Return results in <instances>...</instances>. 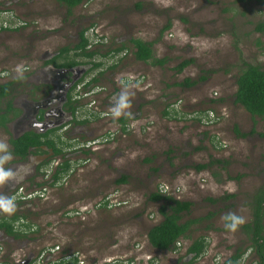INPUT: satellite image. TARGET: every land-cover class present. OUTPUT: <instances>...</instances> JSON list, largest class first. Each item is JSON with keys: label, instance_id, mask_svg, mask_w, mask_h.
I'll use <instances>...</instances> for the list:
<instances>
[{"label": "rangeland", "instance_id": "374dc122", "mask_svg": "<svg viewBox=\"0 0 264 264\" xmlns=\"http://www.w3.org/2000/svg\"><path fill=\"white\" fill-rule=\"evenodd\" d=\"M65 11L55 0H0V13H8L0 14V82L18 79L15 98L31 87L27 76L42 67L40 55L73 46L79 29L87 28L86 36L102 42L90 60L103 62L75 89L81 99L77 119L87 122L48 136H61L65 151L89 153H73L71 169L56 184L36 188L39 195L21 206L0 197V218L24 214L15 227L36 231L19 240L0 235V263L18 264L42 251L57 261L67 249L64 261L71 256L82 264H104L109 258L119 264H218L242 247V264H253L255 255L247 250L239 225L249 220L241 207L246 196L264 185V118L252 119L234 103V92L243 61L264 69V31L256 29L264 23V0H87L70 16ZM131 38L153 41L154 55L167 61L154 66L136 61ZM121 44L125 50L105 55ZM73 52L69 58L87 60ZM186 59L191 62L176 71ZM113 62L115 68L108 69ZM101 69L98 81L85 89ZM185 78L195 83L178 85ZM121 116L128 123L134 117L142 120L128 124L123 134L117 122ZM108 130L116 132L113 140L85 147ZM10 134L0 127V196L2 178L18 163L9 153ZM217 159L221 162L196 169ZM57 161L51 159L41 170L50 175ZM121 176L126 182L116 183ZM30 182L24 178L13 188L34 193ZM157 191L192 202L181 220L199 218L191 238L207 239L205 251L193 262L185 256L191 240L182 239L174 251L148 243L147 230L162 219V210L168 211L163 201L151 200ZM226 215H238L239 221L227 227Z\"/></svg>", "mask_w": 264, "mask_h": 264}, {"label": "trees", "instance_id": "16d2710c", "mask_svg": "<svg viewBox=\"0 0 264 264\" xmlns=\"http://www.w3.org/2000/svg\"><path fill=\"white\" fill-rule=\"evenodd\" d=\"M60 5L65 7L66 15H71L73 8L83 4L87 0H55ZM169 25L165 26L164 29H167ZM87 29V28H86ZM85 28L79 31L78 42L73 46H63L58 49V58H62V61L58 64L60 66H71L76 64H89L90 69L89 72L102 67L103 62H93L90 59L94 58V55L97 54L98 49L92 48L88 49V37L85 34ZM256 29L258 31H264V23L259 22L257 24ZM3 31V30H2ZM131 42V50L132 55L136 61L143 62L146 64L154 65H163L167 58L156 57L153 52V41H145L139 38H131L129 40ZM126 49L125 44H121L118 47L111 48L107 51L105 55L110 53H119L122 50ZM70 51H74V56H81L86 58L85 61H77L73 58H69L67 55ZM57 58V57H56ZM54 58L53 60H55ZM52 60V61H53ZM191 60H183L181 61L177 67L176 71L181 72L184 67H186ZM116 65L108 66V69L115 68ZM104 71L101 69L96 75H94L89 82L85 84L84 88H87L90 83H95L98 81L99 76L103 74ZM22 78H20L21 80ZM18 79L9 80L7 82H0V127L7 129V123L14 118L19 110L14 106L13 100L11 98V94L15 91V82ZM82 80V79H81ZM195 82L190 80L189 78H185L184 81L178 83L181 86H192ZM236 90L234 92V103L240 105L246 112L249 113L252 119L255 118H264V69L256 64H250L245 61L242 62V67L240 68L236 79ZM76 105L72 106L69 104V108L72 111V115L74 117V121L76 124L86 123L87 120H78L75 117V111L77 107L81 106V101L76 100ZM164 115H168V110L166 109ZM126 116H121L118 118V122L121 125V129L124 131L125 127H123L127 122ZM235 132L239 133V130L235 128ZM51 133V132H50ZM241 135V134H240ZM264 137V132L260 134ZM10 149L9 153L16 158L23 159L29 153H33L36 155H41L48 153L51 151V157L48 161L42 162V164L46 163V166L49 165L50 160L54 157L60 156L61 163L57 165L55 169L52 170L50 177L48 179H42L37 182V186L46 187L48 185H54L58 182L61 176L68 172L71 169V153L66 152L63 146H60L55 142L54 139L48 137V133L45 135H38L32 131L21 134L17 138L10 137L9 139ZM84 151L85 153H89V150H85L79 148V150H73V153ZM220 163V160H213L208 164H199L196 166L197 170L205 169L211 166L214 163ZM45 166V167H46ZM45 171V170H44ZM42 175L47 176L46 172H42ZM126 182V177L121 176L116 180V183L121 184ZM230 196V195H229ZM225 196V197H229ZM153 201H163L168 211L164 212L162 210V219L156 224L152 225L146 233L148 243L152 248H155L160 251L167 250H176L177 242L182 239L191 240L188 244L185 256L190 258V262H193L197 259L206 249L207 239L205 236H197L191 238L190 232L192 231L191 227L194 223L199 221L200 219H188L186 221H182V217L187 214L192 206V202L188 200H182L179 198H175L169 195H164L161 192H153L150 196ZM227 199V198H226ZM212 201H215L212 199ZM9 202V201H8ZM11 202V201H10ZM20 202V206L22 205ZM22 217L26 218L24 214H17L14 212L9 217L0 218V230L4 231L5 234L13 240L25 239L28 237V234L36 233L35 230H32L30 233H27L26 230H23L21 227H15L14 223ZM264 188L261 189L257 196L256 205L253 211L252 221L248 223H244L240 226L241 231L246 235L247 239L250 241V244L247 248H251L254 255L255 261L253 264H264ZM23 218V219H24ZM26 220V219H25ZM239 220L238 216L226 215L225 216V224L227 227H233L235 223ZM24 226H33V224L22 223ZM58 247V246H57ZM246 252V248L237 247L227 258H225L221 263L218 264H242V258ZM62 254H65L61 257V259L57 261H51L48 254L44 258V262L41 264H78V258L70 256V259H65L64 256L70 255L67 249L62 250ZM38 257V256H37ZM32 258L28 264H32L36 261V258ZM10 263L9 260H5L3 264ZM1 264V263H0ZM110 264H119L110 263Z\"/></svg>", "mask_w": 264, "mask_h": 264}, {"label": "flooded vegetation", "instance_id": "af4514ba", "mask_svg": "<svg viewBox=\"0 0 264 264\" xmlns=\"http://www.w3.org/2000/svg\"><path fill=\"white\" fill-rule=\"evenodd\" d=\"M80 30L81 29L75 31V36L77 37L79 36ZM58 52H59L58 50H45L40 55L42 64H43L42 67L37 68V70L30 72V74H28L29 76L26 75L27 77L31 79L30 81L28 80L29 81L28 84H30L31 87H26L27 88L26 92L25 93L21 92L20 95L22 96H18L16 98H15V95L18 90L15 88V91L12 92L11 98L13 100V104L19 110L18 114L14 118H12L9 121V123H7V129L10 130L11 132L10 135L12 138H17L21 134H24L30 131L38 135L40 134L45 135L48 133V136H49L52 132H55L60 129L67 131L66 129L68 127H71L73 124L74 125L76 124L75 122H73L74 117L72 115V111L69 108V104H72V106H74L76 105L75 104V102H77L76 100L81 101V99L77 97V94H75V89L78 87V84L84 79L86 74L89 72L88 68H90V65L89 64H76V65H71V66H60L58 65L59 63L57 62V60L59 59ZM54 58L56 59L53 60ZM116 64H117L116 62L112 63V65H116ZM6 80H4V82L9 81V80L7 81ZM20 81H22V79ZM25 84L27 86V83ZM89 86L92 87L93 84L90 83ZM78 108L79 107H77V110L74 112L75 113L74 115L76 118H77ZM134 120L137 122L138 120H142V118L134 117ZM144 123L147 124V121L145 120ZM120 128H121V125H120ZM108 133L113 135L108 141L113 140L115 137L114 134L116 132L108 130L104 135H107ZM52 139H54L57 144L65 148L64 142L62 141L61 136H57V138L54 137ZM94 145L91 146V149H93ZM9 146H10V143H9ZM68 153H71L70 158H72V150H70ZM46 154H49V157L42 158V156ZM35 156H38L40 158L34 159ZM51 156H52L51 151H48V153L41 154V155L29 153L23 159H20V158L18 159L15 156H13L14 158L18 159L17 160L18 163L10 166L9 167L10 169L7 170L5 174V179L2 178L3 187L1 189V196H0L1 200H4L3 202H5L6 200L7 203L18 204L20 202L24 203V201L28 199L29 200L32 199V197L28 199H23L21 196L20 199L15 200L17 198L13 197L18 192V189L22 186H19L17 188L16 187L13 188V187L17 183L22 181L24 178H28V182L33 181L32 183L30 182L31 183L30 189H33L31 192H36L39 195V190H42V188L46 189V187L37 186L36 184L37 182L34 180V178H37L38 175L41 178H44V175H42V172L44 171L41 169L46 166V163L42 164V162L48 161ZM54 158H57L58 161L55 163V166L53 167V169H55L57 165L61 163L62 161L60 156H57ZM24 160L30 162V164L28 166L27 165L25 166L24 164L23 166H21L22 161ZM30 165H32V168L30 167ZM31 174L32 175L36 174V175L32 176ZM49 176L50 175H48V177ZM262 176L264 177V169L262 171ZM36 188H38L39 190H36ZM262 188H264V185H259L254 189V191L249 192V194L246 196L247 202H243V204L241 205V207L246 211L245 215L243 214V216H249V220L246 223L252 221L253 211L256 205L257 196ZM25 191L26 190H24V193ZM237 195L238 194L235 193V198ZM234 216H238V215H234ZM239 216H242V215L239 213ZM263 222H264V217H263ZM242 224L244 223H241L239 225L240 231H241L240 226ZM0 235L11 238L7 236L5 232L2 230H0ZM242 235L247 241V246H248L250 244V241L247 239L244 233H242ZM248 249L252 251L251 248H247V250ZM28 258L30 260L32 259L31 256ZM24 262H21L19 264H24ZM241 263H243V258H242ZM8 264H12V263L10 262Z\"/></svg>", "mask_w": 264, "mask_h": 264}, {"label": "built area", "instance_id": "2783aa9c", "mask_svg": "<svg viewBox=\"0 0 264 264\" xmlns=\"http://www.w3.org/2000/svg\"><path fill=\"white\" fill-rule=\"evenodd\" d=\"M6 13V14H5ZM1 15H4L5 17H7V12H2V13H0ZM90 29V28H89ZM95 32V31H94ZM88 37V36H87ZM98 41L99 40H97V39H92V38H89L88 37V45H87V48L88 49H92V48H94V46H96V45H98V44H100V43H102V42H100V43H98ZM97 43V44H96ZM1 75H3L2 73H1ZM137 78V79H136ZM134 79H136L137 81H136V83L138 84V83H140L141 82V79H140V77H138V75L134 78ZM133 79V80H134ZM91 91H93V90H91ZM87 92H89V93H91L90 91H87ZM78 97V96H77ZM113 135L112 134H107V135H103V136H100V137H97L96 139H94V140H89L88 142H87V144H85V147H88L89 145H94V144H99V143H104V142H107L111 137H112ZM38 195V193H36V192H34V193H24V192H21V193H16L13 197L14 198H17V199H20V197L22 196V198L23 199H27V198H33V196H35V195ZM108 200H103V202H102V204L104 205V203H106ZM177 244V248L181 245V240L179 241V242H177L176 243ZM176 248V249H177ZM55 249H58V247L57 246H55ZM51 250H53V249H51ZM48 254H50V252H46V251H42L39 255H38V257L36 258V261L35 262H33L32 264H41L42 262H44L43 260H44V258L48 255ZM78 261H80L79 262V264H82V260H78ZM118 261H116L115 259H111V258H109V259H107L105 262H104V264H110V263H117ZM18 264H19V262H18ZM121 264H128V262L127 261H123ZM130 264H132V262H130Z\"/></svg>", "mask_w": 264, "mask_h": 264}, {"label": "crops", "instance_id": "0c3cea01", "mask_svg": "<svg viewBox=\"0 0 264 264\" xmlns=\"http://www.w3.org/2000/svg\"><path fill=\"white\" fill-rule=\"evenodd\" d=\"M70 16V15H69ZM71 59V58H70ZM133 122H136L135 120H133L132 122H130V123H126L124 126H125V129H124V131L122 130V132H123V134H126L127 132H129V129H127L126 127L128 126V124L130 125V124H132ZM137 123V122H136ZM139 123V122H138ZM143 124H145L144 122H143ZM140 127H142V126H140Z\"/></svg>", "mask_w": 264, "mask_h": 264}, {"label": "water", "instance_id": "95a60500", "mask_svg": "<svg viewBox=\"0 0 264 264\" xmlns=\"http://www.w3.org/2000/svg\"><path fill=\"white\" fill-rule=\"evenodd\" d=\"M29 261H30V259L28 258V259H26V261L24 262V264H28L29 263Z\"/></svg>", "mask_w": 264, "mask_h": 264}, {"label": "clouds", "instance_id": "9594fccd", "mask_svg": "<svg viewBox=\"0 0 264 264\" xmlns=\"http://www.w3.org/2000/svg\"><path fill=\"white\" fill-rule=\"evenodd\" d=\"M123 127H125V126H123ZM28 199V198H27ZM15 200H18V199H15Z\"/></svg>", "mask_w": 264, "mask_h": 264}]
</instances>
